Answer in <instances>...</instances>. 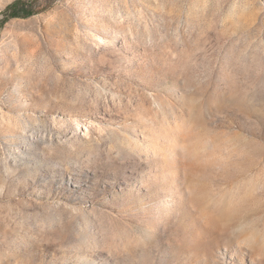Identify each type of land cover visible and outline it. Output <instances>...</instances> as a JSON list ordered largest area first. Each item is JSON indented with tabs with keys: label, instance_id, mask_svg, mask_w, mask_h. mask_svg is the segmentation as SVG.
Here are the masks:
<instances>
[{
	"label": "rangeland",
	"instance_id": "1",
	"mask_svg": "<svg viewBox=\"0 0 264 264\" xmlns=\"http://www.w3.org/2000/svg\"><path fill=\"white\" fill-rule=\"evenodd\" d=\"M28 1L0 25V264H264V0Z\"/></svg>",
	"mask_w": 264,
	"mask_h": 264
},
{
	"label": "trees",
	"instance_id": "2",
	"mask_svg": "<svg viewBox=\"0 0 264 264\" xmlns=\"http://www.w3.org/2000/svg\"><path fill=\"white\" fill-rule=\"evenodd\" d=\"M28 2V0H13L7 4L3 10L4 16L0 20V25H3L10 18L28 17L34 14V10Z\"/></svg>",
	"mask_w": 264,
	"mask_h": 264
}]
</instances>
